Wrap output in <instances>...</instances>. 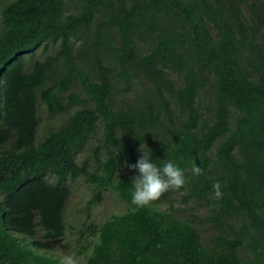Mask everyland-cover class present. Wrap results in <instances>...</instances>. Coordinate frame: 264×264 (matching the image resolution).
I'll return each mask as SVG.
<instances>
[{
    "label": "trees",
    "instance_id": "trees-1",
    "mask_svg": "<svg viewBox=\"0 0 264 264\" xmlns=\"http://www.w3.org/2000/svg\"><path fill=\"white\" fill-rule=\"evenodd\" d=\"M51 41L57 52L44 54ZM115 91L124 96L118 102ZM37 100L51 114L66 112L39 139ZM140 143L158 164L174 160L186 179L135 208L137 173L127 163L141 155ZM77 177L91 182L92 203L111 190L125 205L91 224L82 264H264V0L5 3L0 264H60L47 251L64 235ZM175 195L207 205L214 243L172 206L161 208Z\"/></svg>",
    "mask_w": 264,
    "mask_h": 264
},
{
    "label": "rangeland",
    "instance_id": "rangeland-1",
    "mask_svg": "<svg viewBox=\"0 0 264 264\" xmlns=\"http://www.w3.org/2000/svg\"><path fill=\"white\" fill-rule=\"evenodd\" d=\"M10 0H0V28H1V8L3 5ZM71 7V5L69 6ZM72 11V10H70ZM81 36H76L73 38V44L75 48L80 47L82 42ZM42 48L36 50L35 57L40 58L42 53ZM57 52V42L51 41L48 45L47 51L44 53L55 54ZM74 91L79 92V85L76 84L73 88ZM114 101L118 102L124 96L119 92H114ZM75 109L74 106H70L69 111L72 112ZM36 110L38 116V126H37V139L41 135L46 133L51 128H56L58 124L65 120V113H54L51 114L46 110L44 104L39 100L36 102ZM100 131L96 134L95 138H98ZM92 138L87 146L83 147L82 153H80V159L85 158L89 154V147L95 140ZM70 195L66 201L63 220L65 223V230L63 237L55 243V247L47 251V254L57 256L59 259L66 254H72L77 261V264H82L86 257L88 256V249L91 247L90 243L91 235H95L93 226L101 223L106 217L118 214L125 209L123 201L117 196L115 192L107 190L103 193V198L98 203H92L90 200L92 198V184L85 177H77L69 181ZM172 206L173 213H175L180 218H189L198 228L199 234L203 242L207 241L212 244L216 241V233L212 226L215 222H210L207 220V210L208 207L204 203L196 204L192 199H187L183 201L179 196L175 195L171 201V205L162 204L161 208L168 209ZM224 219L233 220L229 215H224ZM93 226H92V225ZM235 224V223H234ZM38 235L40 234V229H37ZM40 236V235H39ZM241 253L244 255L243 251Z\"/></svg>",
    "mask_w": 264,
    "mask_h": 264
},
{
    "label": "clouds",
    "instance_id": "clouds-1",
    "mask_svg": "<svg viewBox=\"0 0 264 264\" xmlns=\"http://www.w3.org/2000/svg\"><path fill=\"white\" fill-rule=\"evenodd\" d=\"M138 151L141 155L135 163H127L129 169H135L130 190V202L135 208L149 205L157 200L169 189L180 188L185 183V170L171 159H161L158 164L151 158V150L140 143ZM200 168L193 164L192 173L199 174ZM215 196L219 198L221 191L219 184L213 185ZM17 235V234H16ZM60 264H77L72 254H66L60 258Z\"/></svg>",
    "mask_w": 264,
    "mask_h": 264
}]
</instances>
